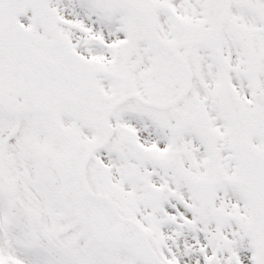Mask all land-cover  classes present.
I'll list each match as a JSON object with an SVG mask.
<instances>
[{
  "label": "rangeland",
  "instance_id": "rangeland-1",
  "mask_svg": "<svg viewBox=\"0 0 264 264\" xmlns=\"http://www.w3.org/2000/svg\"><path fill=\"white\" fill-rule=\"evenodd\" d=\"M131 1L142 5L146 10L150 9L151 12H148L155 31L161 39L176 45L178 55L188 52L193 81L189 94L172 107V114L145 108L133 100L114 110L112 116L120 115L126 108L137 112L138 108L143 107L145 110L142 113L145 115L163 117L171 125V130L180 134L179 149L186 162L197 165L198 179H211L212 176L218 178L225 173L224 180L236 184L241 192L247 186L250 192L245 189V201L243 199L239 205L236 198L231 196L230 203L232 201L237 210L241 209L248 214L245 225L253 228L259 240L264 243V218L259 214L260 205L264 203V183L261 188L259 183L256 186L254 183L249 184V175L264 177V140H259L264 136V20L261 17L264 0H247L241 5L231 6L224 18L219 48L216 50L197 42L204 33L213 31L212 0ZM41 3L42 10L38 12L29 0L22 3L18 14L21 29L44 42H52L54 37V43L57 44L53 48L54 60L60 53L63 58L62 70L72 74L80 69L85 78H92L108 100L104 103L105 106L123 92H138L149 101L164 104L183 89L184 80L175 83L173 93L164 100L154 98V94L161 88L159 68L152 49L154 41L144 21L141 33L142 29L137 28L130 10L119 6L117 1L44 0ZM165 7L170 8L177 19L166 13ZM51 28L54 29L51 31L54 35L48 31ZM89 35L100 37L103 46H88L85 40ZM124 35L129 40L122 49ZM125 54L127 56L123 57ZM20 58L27 59L22 56ZM17 76L19 89H11L7 94L21 100L27 98L26 91L39 88L43 80L54 82L56 79L51 75L46 78L45 73L41 76L32 71L23 74L19 72ZM5 84L0 64L1 124L8 120L4 103H8V107L16 104L13 99L1 98ZM53 100L55 101V95ZM21 105L25 107L24 103ZM206 106H213L211 112L207 111ZM255 106L259 108L256 109ZM52 108L49 107L48 110ZM65 111H61V114ZM212 112L227 128L221 140L218 139L216 130L206 131L205 125L212 127L210 123L217 120L211 115ZM19 117L22 134L16 132L9 144L18 154H15L19 161L17 166L22 169L26 166L22 165V160L32 157L34 153L32 147L36 137H42L43 149L51 133L45 129L48 121L44 120L43 114L32 111L31 114L24 112ZM177 119L186 120L183 127L178 126ZM35 126L43 131L39 132ZM3 144L4 140L0 137V155L2 153L4 157L3 161L0 156V246L3 247V235L7 228L24 227L29 230L22 229L19 234L7 236L4 250L0 249V264H19V245H26L28 248L26 260L20 259L24 264H66L45 240H36L31 235L38 233L41 237H48L49 205L45 196L48 188L44 177L41 174L38 179L26 177L23 193L11 195L8 184L17 187L24 180V174H29L30 171L24 168V172L14 173V162L5 157L10 149H3ZM223 147L225 150H222ZM243 153H247L246 158ZM253 156L261 158L253 159ZM31 169H34V164H31ZM231 189L234 191L232 187ZM35 191L39 198H33ZM35 213L43 217L38 221ZM258 223L262 225L261 229L257 227Z\"/></svg>",
  "mask_w": 264,
  "mask_h": 264
},
{
  "label": "flooded vegetation",
  "instance_id": "flooded-vegetation-1",
  "mask_svg": "<svg viewBox=\"0 0 264 264\" xmlns=\"http://www.w3.org/2000/svg\"><path fill=\"white\" fill-rule=\"evenodd\" d=\"M144 110L126 108L108 124L98 117L99 126L69 116L61 143L48 140V210L51 218L60 210L65 247L84 253L81 264H264L248 214L230 203L245 195L224 179H198L181 137ZM212 128L221 139L222 123ZM174 153L193 181L164 164Z\"/></svg>",
  "mask_w": 264,
  "mask_h": 264
},
{
  "label": "bare ground",
  "instance_id": "bare-ground-1",
  "mask_svg": "<svg viewBox=\"0 0 264 264\" xmlns=\"http://www.w3.org/2000/svg\"><path fill=\"white\" fill-rule=\"evenodd\" d=\"M31 6L38 12L42 10V3L44 0H29ZM120 6H126L130 12L132 19L136 22L137 28H141L143 33V25L145 20L143 19L144 11L141 8L139 10L135 9L134 4L131 0H117ZM227 1H236L240 3H245L247 0H212V22L214 25L213 31H209L201 36L198 43L200 45L216 50L219 48V37L221 31L224 27L223 22L224 18L227 15V11L224 10V5ZM24 0H0V56L4 61H6V75L9 78L10 87L12 89L16 88L15 83L13 82V75L16 73L32 71V73L46 76L51 75L55 81L48 85V90L45 92L47 95L52 93L51 90L59 92L55 94V101L51 104V107L54 108L55 113L68 108L72 113L75 110H80L81 113L86 114L90 108L99 109L102 106V103L106 102L105 98L99 96H89L86 95L87 90L89 89V83L83 76H80L78 73L69 74V72L61 69V62L63 60L60 53L57 54V59L54 60L52 54H54L53 48L55 47L54 38L52 42H44L36 37H31L25 32H21L17 29L14 23V16H17V13L20 11L21 5ZM231 6L229 7V9ZM146 10V9H145ZM138 11L140 14H138ZM150 11V9L146 10ZM261 17L264 20V9L261 12ZM143 19V20H142ZM144 21V23H143ZM216 25V29H215ZM5 31L8 33V36L5 34ZM50 34L52 32L48 29ZM5 37H4V36ZM9 37V40L6 38ZM28 43L34 47V50L28 46H23V43ZM155 42V43H154ZM152 42V49L155 53V60L159 68V76L161 80V88L154 94L156 100H164L167 96L173 93V87L175 83L180 81L185 82L184 87L186 86L187 73L186 69L182 65L176 63L171 56L168 47L163 46L154 40ZM15 46H19V49H16ZM190 46V44H189ZM21 50H24L22 52ZM22 57H27V59H22ZM181 61L180 59H178ZM22 69V71L20 70ZM8 90L4 92L7 93ZM23 93V89L21 94ZM131 94H123L120 100H128L132 102L133 99L130 97ZM135 98L139 99L141 102L146 103L140 95H135ZM45 101V100H41ZM42 105V104H41ZM173 109L163 108L164 114H172ZM186 123V120L177 119V124L179 127H183ZM250 154H248L249 156ZM243 156L246 158L247 153H243ZM260 158V156H253V159ZM251 158V157H249ZM244 161V160H243ZM250 182H259L260 178L252 177L249 175ZM259 214L264 218V203L260 205ZM258 228H262V225L258 223ZM262 248H264V243L262 240H259Z\"/></svg>",
  "mask_w": 264,
  "mask_h": 264
},
{
  "label": "water",
  "instance_id": "water-1",
  "mask_svg": "<svg viewBox=\"0 0 264 264\" xmlns=\"http://www.w3.org/2000/svg\"><path fill=\"white\" fill-rule=\"evenodd\" d=\"M227 3L229 4V1H228ZM134 7H137V6H134ZM137 8H138V7H137ZM167 11H168L171 15H173L169 10H167ZM152 34H153V31H152ZM153 36H154V34H153ZM154 37H155V36H154ZM156 40H158V39H156ZM158 41H159L161 44L168 46L169 49L172 51V47H171L170 45H167L166 43H164V42H162V41H160V40H158ZM87 42H88L89 44H92V45H96V44H99V43H100L99 40H98V38H95V37H90V38H88ZM184 64H185V63H184ZM185 66H186V64H185ZM186 68H187V70H188V67H187V66H186ZM188 73H189V70H188ZM46 91H47V89L45 88V90H44V95H45V96H46V93H45ZM177 99H178V97H176L175 100H177ZM144 104H147V103H144ZM166 163H167L168 166H170V167L176 169L177 171H179V172L182 171L181 168H180L179 159H178L177 157H175V160H174V161H167Z\"/></svg>",
  "mask_w": 264,
  "mask_h": 264
}]
</instances>
